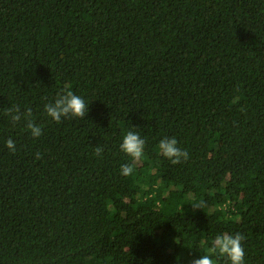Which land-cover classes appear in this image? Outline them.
Masks as SVG:
<instances>
[{
  "label": "trees",
  "instance_id": "trees-1",
  "mask_svg": "<svg viewBox=\"0 0 264 264\" xmlns=\"http://www.w3.org/2000/svg\"><path fill=\"white\" fill-rule=\"evenodd\" d=\"M67 90L88 112L56 122ZM224 232L264 264V0H0V264H189Z\"/></svg>",
  "mask_w": 264,
  "mask_h": 264
},
{
  "label": "clouds",
  "instance_id": "clouds-1",
  "mask_svg": "<svg viewBox=\"0 0 264 264\" xmlns=\"http://www.w3.org/2000/svg\"><path fill=\"white\" fill-rule=\"evenodd\" d=\"M44 109L48 116L56 122H60L65 117H85L88 112V105L84 99L71 90L62 91L57 94L53 102H48L44 105ZM13 124L20 122L22 119L26 122L25 127L30 131L34 138H38L42 134V128L37 125L32 119V110L26 109L21 112L18 106L10 107L6 110ZM178 141L175 137H164L159 141L160 153L168 158L175 165L181 163L182 160H187L188 152L179 148ZM6 147L13 152L15 151V143L9 138L6 141ZM145 140L141 138L138 132L129 130L122 139L120 149L128 155L133 161L132 164H122L121 174L128 176L134 172V163L138 162L144 154ZM95 154L101 155L103 148L97 146ZM37 159L40 154H37ZM194 208H201L200 204L193 205ZM244 235L237 232L235 234L224 232L214 237L211 247L204 255L193 258L189 264H217V258H225L224 264H245V250L242 246ZM179 261V260H177Z\"/></svg>",
  "mask_w": 264,
  "mask_h": 264
}]
</instances>
